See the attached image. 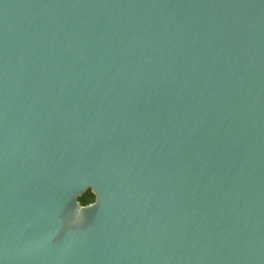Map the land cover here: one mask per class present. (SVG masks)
<instances>
[{
	"label": "water",
	"instance_id": "obj_1",
	"mask_svg": "<svg viewBox=\"0 0 264 264\" xmlns=\"http://www.w3.org/2000/svg\"><path fill=\"white\" fill-rule=\"evenodd\" d=\"M0 264H264V0H0Z\"/></svg>",
	"mask_w": 264,
	"mask_h": 264
},
{
	"label": "clouds",
	"instance_id": "obj_2",
	"mask_svg": "<svg viewBox=\"0 0 264 264\" xmlns=\"http://www.w3.org/2000/svg\"><path fill=\"white\" fill-rule=\"evenodd\" d=\"M87 191L92 193L93 199L91 202L87 203V205L79 204V206L77 207L76 212L72 218V224L73 225H81L84 223L83 210L85 207H88V208L95 207L99 203V197H98L97 192L95 191L94 186L89 185L87 187Z\"/></svg>",
	"mask_w": 264,
	"mask_h": 264
},
{
	"label": "trees",
	"instance_id": "obj_3",
	"mask_svg": "<svg viewBox=\"0 0 264 264\" xmlns=\"http://www.w3.org/2000/svg\"><path fill=\"white\" fill-rule=\"evenodd\" d=\"M87 199H93V195L88 191L82 194L78 200L80 201L81 204H86Z\"/></svg>",
	"mask_w": 264,
	"mask_h": 264
},
{
	"label": "rangeland",
	"instance_id": "obj_4",
	"mask_svg": "<svg viewBox=\"0 0 264 264\" xmlns=\"http://www.w3.org/2000/svg\"><path fill=\"white\" fill-rule=\"evenodd\" d=\"M91 201H92V199H87L86 204L91 202Z\"/></svg>",
	"mask_w": 264,
	"mask_h": 264
}]
</instances>
